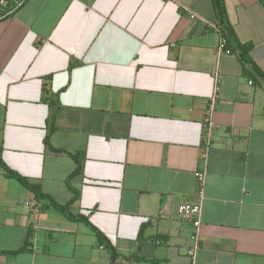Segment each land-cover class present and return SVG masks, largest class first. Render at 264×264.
I'll return each mask as SVG.
<instances>
[{
  "label": "crops",
  "instance_id": "crops-1",
  "mask_svg": "<svg viewBox=\"0 0 264 264\" xmlns=\"http://www.w3.org/2000/svg\"><path fill=\"white\" fill-rule=\"evenodd\" d=\"M224 9L264 72L263 5ZM221 27L212 0H26L0 15L1 157L59 204L79 193L72 218L0 167V264H264V79L218 55ZM212 101L196 240L178 207L199 199Z\"/></svg>",
  "mask_w": 264,
  "mask_h": 264
},
{
  "label": "trees",
  "instance_id": "trees-1",
  "mask_svg": "<svg viewBox=\"0 0 264 264\" xmlns=\"http://www.w3.org/2000/svg\"><path fill=\"white\" fill-rule=\"evenodd\" d=\"M212 1H213V4L217 10V13H218L220 19L222 20V27H221L222 32L228 38L227 48L231 52H234L238 55L239 59L241 60V62L243 64V72L246 75H249L250 78H252V79H256V80H260V81L263 80L264 79V72L256 65V63L253 61V58L251 56V51L253 50V44L252 43H241V42L236 40L233 30L228 25H226V23L224 22V19H225L224 0H212ZM259 1L261 2V4L264 7V0H259ZM46 100H48V98H46ZM79 155H80L79 157L77 155L74 156L77 160V167L74 170V172L70 175V178L74 177L75 175L80 173L82 170L80 158L82 157L83 154H79ZM0 167L4 168L6 170V175L8 177L18 180L27 190L32 192L34 194L35 199H37V201H40L41 199H49L51 201V204L54 207L64 211L69 217L78 218V216H75L70 212V204H72L71 202H74L78 198L79 193L77 190L73 189L74 196H73L72 200L70 201V203H68L66 205H62V204L57 203L50 195L45 193L41 189V186L39 184L31 182L28 178H26V177L22 176L21 174L10 169L4 163V161L1 157V153H0ZM40 208H41V210L46 209V207L44 205H41ZM94 229L97 232L100 243L103 244L104 246H106L107 248L112 249V251L114 252L113 254L116 256V253H115L111 243L107 239V237L101 231H99L97 228L94 227ZM28 245H29V236L26 239L25 243L19 249H17L16 251H10V253L16 254L18 252H22L25 249H27ZM111 264H118V263L115 260ZM150 264H159V261L153 260V261H151Z\"/></svg>",
  "mask_w": 264,
  "mask_h": 264
},
{
  "label": "built area",
  "instance_id": "built-area-1",
  "mask_svg": "<svg viewBox=\"0 0 264 264\" xmlns=\"http://www.w3.org/2000/svg\"><path fill=\"white\" fill-rule=\"evenodd\" d=\"M26 0H0V15L5 17L12 10L19 8L23 5ZM220 32V41L217 46L218 55L221 53H231V51L227 48L228 39L225 34H223L222 29H217ZM212 100L215 101V95L212 97ZM212 101L211 105L206 111L205 119L203 122V130L204 136L201 142V168H199L196 172V179L198 184V201H187L181 203L178 207V216L180 219L184 221H189L192 223L195 229V239L198 240V230L201 226V213H202V199H203V191L206 183V165L208 155L211 149V140H212V131L215 128V122L213 120V108L214 102ZM30 209L36 213L40 212V204L37 201H29L25 203ZM198 245H196L193 249L189 251L190 255L195 254V250Z\"/></svg>",
  "mask_w": 264,
  "mask_h": 264
},
{
  "label": "water",
  "instance_id": "water-1",
  "mask_svg": "<svg viewBox=\"0 0 264 264\" xmlns=\"http://www.w3.org/2000/svg\"><path fill=\"white\" fill-rule=\"evenodd\" d=\"M17 9H18V8H16V9L12 10L11 12H9V13L6 15V17H9L10 15H12Z\"/></svg>",
  "mask_w": 264,
  "mask_h": 264
}]
</instances>
